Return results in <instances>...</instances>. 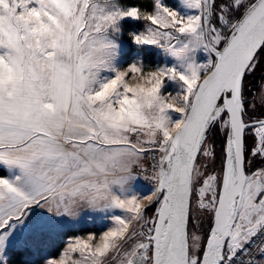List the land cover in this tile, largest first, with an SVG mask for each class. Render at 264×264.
I'll list each match as a JSON object with an SVG mask.
<instances>
[{
  "label": "snow or ice",
  "instance_id": "6c2138e0",
  "mask_svg": "<svg viewBox=\"0 0 264 264\" xmlns=\"http://www.w3.org/2000/svg\"><path fill=\"white\" fill-rule=\"evenodd\" d=\"M149 3L0 0V264L82 211L44 264H264V0Z\"/></svg>",
  "mask_w": 264,
  "mask_h": 264
},
{
  "label": "rangeland",
  "instance_id": "374dc122",
  "mask_svg": "<svg viewBox=\"0 0 264 264\" xmlns=\"http://www.w3.org/2000/svg\"><path fill=\"white\" fill-rule=\"evenodd\" d=\"M127 3H133L138 2L143 7H149L150 3L149 0H126ZM140 2V3H139ZM166 2L170 5H176L178 0H166ZM143 21L141 22H134L129 21L128 25L126 26V31L124 35V39H128V32L142 29ZM150 59L152 62H162L163 57L157 56L155 51L151 53ZM259 89V88H258ZM257 89V90H258ZM209 145L213 146L215 148L216 156L215 159L212 160L211 158H204L201 157V163H206L208 165L206 171L207 172H219L222 162V149L224 145V137L221 133L213 132L210 134L209 138ZM261 163L260 160L253 161V167L259 166ZM149 184L147 181L141 180L137 187L143 191L146 192L149 188ZM40 209H36L35 212H40ZM151 209L149 210V213H151ZM199 217V219H197ZM80 219L77 221H80L79 224H76L75 226H72L71 223L73 221L69 222V225H63L61 227H64L63 230H52L48 236H46L43 240L39 241L36 244H29L27 246H20L16 247L10 250L9 256L12 250H19L23 253V259L24 261L29 264H44L45 258H52L56 257L58 258L60 253L65 248L67 242L71 240L75 236L80 237H86L89 233H102L106 227L110 226L109 222L107 220H101L100 216L96 213H92L91 215L85 214L83 211L81 212ZM195 226V227H193ZM209 227V219L206 214L202 213H193V220L191 224L189 225L190 232L195 230L199 232L201 235H206L207 230Z\"/></svg>",
  "mask_w": 264,
  "mask_h": 264
},
{
  "label": "trees",
  "instance_id": "16d2710c",
  "mask_svg": "<svg viewBox=\"0 0 264 264\" xmlns=\"http://www.w3.org/2000/svg\"><path fill=\"white\" fill-rule=\"evenodd\" d=\"M134 4H138V2H134ZM22 253L19 250H12L10 253V264H29L24 261Z\"/></svg>",
  "mask_w": 264,
  "mask_h": 264
},
{
  "label": "flooded vegetation",
  "instance_id": "af4514ba",
  "mask_svg": "<svg viewBox=\"0 0 264 264\" xmlns=\"http://www.w3.org/2000/svg\"><path fill=\"white\" fill-rule=\"evenodd\" d=\"M261 75H264V64L261 65V67L257 70L256 74L253 77H249V81L254 91H257V89L259 88Z\"/></svg>",
  "mask_w": 264,
  "mask_h": 264
},
{
  "label": "crops",
  "instance_id": "0c3cea01",
  "mask_svg": "<svg viewBox=\"0 0 264 264\" xmlns=\"http://www.w3.org/2000/svg\"><path fill=\"white\" fill-rule=\"evenodd\" d=\"M79 219H80V218H78V220H79ZM79 222H80V221L75 220V221H73V222L71 223V225H72V226H75L76 224H79ZM63 225H69V222L66 223V224H63ZM63 229H65V228H64V227L56 228V230H63Z\"/></svg>",
  "mask_w": 264,
  "mask_h": 264
}]
</instances>
